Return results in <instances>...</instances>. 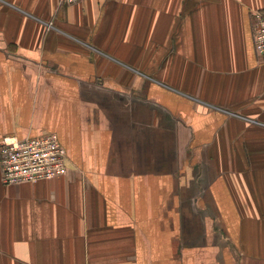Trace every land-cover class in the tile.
I'll return each mask as SVG.
<instances>
[{
  "label": "crops",
  "instance_id": "0c3cea01",
  "mask_svg": "<svg viewBox=\"0 0 264 264\" xmlns=\"http://www.w3.org/2000/svg\"><path fill=\"white\" fill-rule=\"evenodd\" d=\"M264 0H0V141L64 175L5 185L0 264H264Z\"/></svg>",
  "mask_w": 264,
  "mask_h": 264
},
{
  "label": "built area",
  "instance_id": "2783aa9c",
  "mask_svg": "<svg viewBox=\"0 0 264 264\" xmlns=\"http://www.w3.org/2000/svg\"><path fill=\"white\" fill-rule=\"evenodd\" d=\"M82 0H61L72 4ZM251 37L255 54L264 61V9L251 20ZM68 155L54 132L35 137L5 136L0 141L1 181L5 185L37 182L64 175Z\"/></svg>",
  "mask_w": 264,
  "mask_h": 264
}]
</instances>
